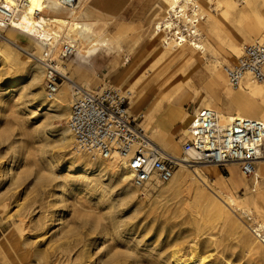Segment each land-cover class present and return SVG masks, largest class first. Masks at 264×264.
I'll return each instance as SVG.
<instances>
[{
	"label": "rangeland",
	"instance_id": "1",
	"mask_svg": "<svg viewBox=\"0 0 264 264\" xmlns=\"http://www.w3.org/2000/svg\"><path fill=\"white\" fill-rule=\"evenodd\" d=\"M250 1L254 11L247 6L248 0L244 2L246 5L237 4L236 0H229L228 5L218 4L216 0L201 1L205 18L199 27L203 52L199 53L190 46L164 48L158 35L151 37L154 25L168 5L164 0H103L97 3L98 13L102 20L109 22V31L121 22L131 21L139 33L135 29L130 34L117 58L113 56L114 61H109L108 57L94 66H86L73 56L60 67L70 81L86 90L106 85L128 89L132 93L130 114L135 116L143 108L151 111L148 116L145 113L142 128L164 151L182 158L180 143L191 114L205 108L203 105L209 101L194 73L202 72L207 80L210 78L208 67L212 66L222 77L224 88L231 93L243 92L227 87L221 67L232 64L243 46L264 44V0ZM91 2L83 0L81 9ZM212 23H216L217 28L207 31ZM137 34H140L141 48L148 44L143 50L150 52L136 53L140 48L136 47L140 43L136 40ZM1 35L18 40L30 54L39 57L41 47L33 37L11 29L3 30ZM233 44L236 50L230 48ZM82 47L79 44L78 50ZM164 53L181 55L173 62L165 61L162 67L155 66L157 57ZM6 54L5 58L0 55V241L10 237L11 242L0 252V264H173V250L184 264H198L200 258L204 260L202 264H264L249 240L262 250L264 246L238 217V210L222 207L223 204L216 201L240 230L229 225L222 228L221 221L210 223L213 217L204 213L200 204L207 201L205 196L214 200L211 190H217L224 200L227 196L234 198V208L250 212L245 213L262 226L264 185L254 187V193L251 179L243 177L237 168L229 167L226 172L223 168L200 165L197 170L201 179L190 172L192 168L184 169L188 175L186 186L191 183L193 191H187L185 186L175 189L170 182L135 188L130 179L123 180L124 169L110 172L102 160L91 161L77 155L71 139L66 144L62 142L70 103L58 115L46 112L53 110L55 100H45L42 70L17 45H10ZM125 58L129 63L123 65ZM215 60L217 63L213 66ZM103 62L105 68L99 72L97 65ZM160 67L166 76L156 78L161 74ZM183 73L188 74L192 85L190 81L187 82L190 85H185L187 80ZM170 76L173 79L168 87L172 95H163L158 85ZM64 84L62 78L59 92ZM181 86L177 95L183 97L179 102L183 118L167 133L161 132L154 127L153 119L167 105L177 103L178 99L173 96ZM224 88L218 91L222 93ZM71 95L69 88V102ZM257 102L262 103V100L258 98ZM164 135L175 141L174 149L161 142ZM177 170L178 167L175 172ZM216 170L223 179L230 176L235 182L232 185L220 183L225 180H219ZM38 222L41 229H36ZM210 224L216 228L212 229ZM16 226L24 230V237L30 243L35 242L37 249L47 254L39 259L22 256L16 243L19 240ZM40 236L44 239L38 242Z\"/></svg>",
	"mask_w": 264,
	"mask_h": 264
},
{
	"label": "built area",
	"instance_id": "2",
	"mask_svg": "<svg viewBox=\"0 0 264 264\" xmlns=\"http://www.w3.org/2000/svg\"><path fill=\"white\" fill-rule=\"evenodd\" d=\"M12 1L24 3L23 0ZM57 5L69 10L76 6V1L58 0ZM38 16L36 12L34 17ZM203 20L198 0H181L165 9L153 33L159 36L163 47H192L200 41L199 27ZM16 23L13 6L0 0V31L21 32ZM33 38L41 47L38 62L43 75L44 97L52 102L63 78L58 68L75 56L79 43L64 37L56 40L53 37ZM221 71L232 91L240 90L245 83H264V44L243 46L235 61L223 65ZM70 84L72 99L66 127L77 155H84L91 161L122 159L123 169L130 175L135 188L164 184L172 178L180 161L150 139L142 128L143 114H130L132 93L128 89L106 85L86 90ZM180 151L183 157H189L187 166L209 165L224 170L235 167L243 177L250 178L264 151V123L233 117L221 124L214 111L201 108L191 114ZM237 212L256 241L264 245V227L250 214Z\"/></svg>",
	"mask_w": 264,
	"mask_h": 264
},
{
	"label": "bare ground",
	"instance_id": "3",
	"mask_svg": "<svg viewBox=\"0 0 264 264\" xmlns=\"http://www.w3.org/2000/svg\"><path fill=\"white\" fill-rule=\"evenodd\" d=\"M4 1L10 6H13V11L17 19L16 25H17V28L21 30V32H18L19 34L29 35L32 37L39 38L40 40L46 39L47 37H53L55 40L60 37H64L68 39L72 38L76 40L80 45L83 46L80 50L77 51V53L75 54V57L79 63L86 65V66H94V63L96 64L97 61H102V60L105 61L108 57H110L109 61H114L115 59L114 57L117 58L118 54H120V53H115V52L120 51L123 48V45H125L128 42L130 38V34H132V32L135 30V28L130 27V25L121 24V25H118L114 30L109 31L108 30L109 22L106 20H102V18L100 17V14L98 13L100 8L97 5V3L103 0H92L91 4L88 7L82 8V9H81V2H83V0H75L76 6L69 10L59 7L57 5L58 0H23L24 3L22 4H18L12 0H4ZM164 1L165 3L167 2L168 4L167 7H172L181 0H164ZM198 1H199L201 12L203 14V10L201 7L202 0H198ZM216 1L218 4H225V5L229 4V0H216ZM236 1H239L237 4H241L245 2V0H236ZM244 4L246 5V3ZM247 6H249L251 10L254 11V8L252 7V1L248 0ZM228 11L229 10L225 11L224 13L225 16L228 14ZM36 12L39 14L37 18L34 17ZM1 32L2 31H0V41L2 42V47L0 49L1 57H4V58L6 57L7 55L6 53L10 45L12 44L17 45V47L20 50H23L26 53H28V55L34 59L33 64L37 66L39 69H41L39 62H38V57L34 56L33 54H30L26 46L21 44L18 40L12 41L10 38L2 36ZM155 36L156 34L153 33L151 37L153 38ZM139 37H140V34H137L136 40ZM164 48H167V47H164ZM191 48L195 51L202 52L201 41L194 44V46H192ZM171 49H175V48H171ZM180 55H181L180 53L160 54L156 59L157 63L155 66L162 67L165 61L175 60ZM128 63H129L128 58L123 59L122 61L123 65H126ZM216 63H217V60L213 61L212 65L213 66L216 65ZM208 70H210L211 72H215L212 66L208 67ZM58 71L63 76V80L65 83L64 88L61 89L60 92H58L56 99H55V105L52 107L53 110L51 109L46 110V112H52V113H55L56 115H58V113L61 112V110H63L64 107L66 108L67 105L70 103L67 100L68 89L69 88L71 89L70 83L73 84V82L70 81V79L66 77V74L62 72L63 71L62 68H58ZM162 72H163V69L161 68V74L156 75L155 77L156 78H158V76H160L161 78L162 76L165 77L166 74L163 75ZM194 74L196 77L197 84L201 86L200 90H203L205 97L209 99V101L207 102L208 104L205 107L210 108L212 111L215 112L221 124L227 123V121H229L233 117L252 118V119H257L264 123V101H262V103L257 102L258 98L264 99V84L255 86L254 88L250 86L249 85L250 83H249L246 86H242L240 90H238V91H243L240 93H231L229 92V90H227L228 92L227 94L225 93V99L231 100V105L235 107V112H236L234 115H231L229 114V112H227L228 111L227 108L226 109L218 108L215 103L216 96H215L214 89L219 86L217 80L212 76L208 78L207 80H204L202 72H196ZM183 76H184V79L187 80L185 82V85L189 84L187 83L189 81L191 85L193 84L192 80L188 78V74L185 75L183 73ZM172 79H173L172 76H170L166 78L164 81L162 80V82L158 85V88L162 90L163 95H168V96L172 95L170 94L169 92L170 89L168 87V85L171 84ZM140 88H143V87L141 86ZM181 89H182V86L176 90L173 96L174 99L179 100L180 97L177 94H180ZM244 91H247L248 94L250 95H245ZM71 94H72V90H71ZM37 111H41V109H37ZM181 120H182V117L179 118L178 122H180ZM153 131L154 130H152V133H154ZM61 136H62L61 140L62 142H65V144L67 140L69 141L72 140L67 127L63 128ZM177 159H179L180 161L177 165L178 170L174 172L172 178L168 182L172 183L173 188L175 189H179L180 187L185 186L186 189H188L187 191L189 192L193 191L194 189L191 183H189V185L186 186L188 175L184 173V169H188L187 167L192 168L190 172L196 178H200L201 174H199L197 170V166H200V165L193 164V165L187 166L186 163L187 161H189L188 156H185L183 158H177ZM102 162L105 163L106 169L110 172L117 173L118 169L120 168L123 169L124 167L123 160L119 158H111L108 160H102ZM70 166H73V164H71ZM70 169H73V168H70ZM123 174H124V176L122 177L123 180L130 179V175H128L126 171H124ZM251 179H252L251 192L255 193L254 187L258 188L264 185V151H263L262 157L256 163L254 176L251 177ZM225 180L230 184L232 183L231 180L228 178ZM211 193L213 195L212 197L214 200H211L205 196V200L207 201L200 203L201 205L203 204L202 208H203L204 213H206L207 215H211L213 217V221L210 223L221 221L222 228L225 227L226 225H229L233 229L240 230L239 225L235 223L232 220V218L226 213L224 208H222L226 206L227 208L231 210H235V211L239 210V209L234 208L235 206L234 198L227 196L225 197V200H224L223 195L219 194L217 190H211ZM196 195L204 196L203 194H200V193H197ZM250 195H249V198H250ZM216 201L223 204V206L221 207L220 204H218V202ZM245 212H248V211H243V213ZM18 222L19 224H21L22 220H19ZM41 228H42V225L38 222L36 229H41ZM211 228L215 229L216 225H211ZM14 229H16L17 233H19V240H17L16 243L18 244V248L20 247L18 251L23 252L22 256L24 257L34 256L35 258L39 259L42 256L44 257L47 254L46 251L38 250L37 249L38 246L35 244V242L30 243L29 239L27 237H24L25 236V234H23L24 230H21L17 226ZM241 233L245 235L243 231H241ZM40 237L41 238H38L39 239L38 242H41L44 239V237L42 236ZM245 237L248 239L246 235ZM249 241L251 243L250 245L252 247V250L259 253L262 259H264V250L255 246L252 243V240H249ZM10 242H11L10 237H5L3 238V241H0V252L1 253H3L4 248H6L5 244H10ZM177 254L178 253L176 250L172 251V256H171L172 262L171 263L184 264V260H181V258ZM15 256H16V252L13 253L12 258L14 259ZM197 261H198V264H202L204 260L203 258L202 259L200 258Z\"/></svg>",
	"mask_w": 264,
	"mask_h": 264
},
{
	"label": "crops",
	"instance_id": "4",
	"mask_svg": "<svg viewBox=\"0 0 264 264\" xmlns=\"http://www.w3.org/2000/svg\"><path fill=\"white\" fill-rule=\"evenodd\" d=\"M121 24L130 25V26H132V27H134L136 29V32L139 33V30L137 29V27H136V25H135L134 22H131V21H129V22H121ZM209 26H210V24H209ZM215 28H217V24L216 23H212L211 26L208 27L206 30L207 31H211V30L213 31ZM247 39H249V37ZM140 40L141 39H138V41H140ZM139 46H140V48H138L139 50L136 51V53H148V52H150V51H146V48H144V50H143V47L148 46V44H145L141 48L142 45H141V41H140V43L136 47H139ZM230 48L232 50H236V46L234 44L231 45ZM119 52H121V50L120 51H116L115 53H119ZM197 52H199V51H197ZM199 53H203V52H199ZM104 68H105V63L103 62L102 64H98L96 69L100 70L99 72H101ZM92 70H94V68H92ZM209 74H210V77L211 76L214 77L217 80L218 84H219V86L214 89L215 96H216V101H217V102L215 101V103H216L217 107L218 108H221V109H226L227 108V110H228L227 112H229V114H231V115H234L236 113L235 112V107H233V105H231V100H226L225 99V93L227 94L228 91H227L226 88H224V82H223L222 77L218 73L211 72L210 70H209ZM247 84H249V83H245L243 86H246ZM249 85L255 88V85H251V84H249ZM222 88H224L223 89V92L220 93V91H218V90L219 89H222ZM246 92L247 91H244V94L245 95H250V94H248V92L247 93ZM260 99L262 101H264L263 98H260ZM182 100H183V97L180 98L177 101L176 104H173V106L169 107V105H167V107H165V109L159 113V116L157 118H154L153 119V121H154V127L158 128V130H161V132H162V130L164 132H166V131H169V129L172 127V125L178 124L179 123L178 122L179 118L180 117L183 118V114H182V112L180 110V106H179L180 105L179 102H181ZM207 104L208 103H206L205 105H203V107H205ZM205 108H207V107H205ZM143 109L141 111H138L137 114L138 113L143 114L144 115V119H145V117H146V114L145 113H147V116H148V114L151 111L147 112L146 109H144V110ZM143 122H144V120H143ZM162 139H163L162 140L163 144L165 146H167L169 149H174L176 147L175 146L176 145L175 141L172 138H170L168 135L167 136L164 135ZM216 171H217L216 172V176H217V174H218V176H220V179L219 180H225V179L228 178L232 182L230 184V183H228L225 180V181H219L220 183L224 182V184H226V185H232L235 182L230 176H227V177H225L223 179V177L220 175L219 171L218 170H216ZM225 171L227 172V168L225 169ZM250 179H251V177H250ZM251 182H252V179H251Z\"/></svg>",
	"mask_w": 264,
	"mask_h": 264
}]
</instances>
